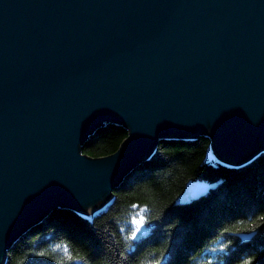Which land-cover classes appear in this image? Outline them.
<instances>
[{
	"label": "water",
	"instance_id": "95a60500",
	"mask_svg": "<svg viewBox=\"0 0 264 264\" xmlns=\"http://www.w3.org/2000/svg\"><path fill=\"white\" fill-rule=\"evenodd\" d=\"M109 124L118 149L84 154ZM202 136L230 166L264 152V0H0V264L51 212L106 207L162 141Z\"/></svg>",
	"mask_w": 264,
	"mask_h": 264
},
{
	"label": "trees",
	"instance_id": "16d2710c",
	"mask_svg": "<svg viewBox=\"0 0 264 264\" xmlns=\"http://www.w3.org/2000/svg\"><path fill=\"white\" fill-rule=\"evenodd\" d=\"M127 135L109 124L82 152L112 154ZM194 182L206 191L183 199ZM139 216L148 231L136 236ZM239 233L253 236L243 241ZM6 264H264V152L230 166L207 137L162 141L106 207L92 217L69 208L51 212L20 236Z\"/></svg>",
	"mask_w": 264,
	"mask_h": 264
},
{
	"label": "snow or ice",
	"instance_id": "6c2138e0",
	"mask_svg": "<svg viewBox=\"0 0 264 264\" xmlns=\"http://www.w3.org/2000/svg\"><path fill=\"white\" fill-rule=\"evenodd\" d=\"M134 223L136 225V228H135V231L133 232V235H135V232L140 231L141 225L143 223V217H141V219H139V220H135ZM64 252H65V254L68 253V249L66 247L64 248Z\"/></svg>",
	"mask_w": 264,
	"mask_h": 264
},
{
	"label": "rangeland",
	"instance_id": "374dc122",
	"mask_svg": "<svg viewBox=\"0 0 264 264\" xmlns=\"http://www.w3.org/2000/svg\"><path fill=\"white\" fill-rule=\"evenodd\" d=\"M141 217H142V216H139V217L136 218L135 220H139V219H141ZM135 220H134V221H135ZM134 226H135V228H136L135 223H134ZM147 231H148V228L146 227V225L144 224V221H143V223H142V225H141V229H140V231L136 232V236L143 235V234H145Z\"/></svg>",
	"mask_w": 264,
	"mask_h": 264
}]
</instances>
